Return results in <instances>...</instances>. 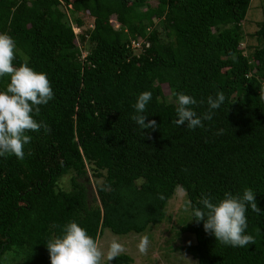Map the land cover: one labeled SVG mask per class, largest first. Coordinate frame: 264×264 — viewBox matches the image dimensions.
I'll list each match as a JSON object with an SVG mask.
<instances>
[{
  "label": "trees",
  "instance_id": "16d2710c",
  "mask_svg": "<svg viewBox=\"0 0 264 264\" xmlns=\"http://www.w3.org/2000/svg\"><path fill=\"white\" fill-rule=\"evenodd\" d=\"M249 2L0 0L14 65L44 72L54 91L33 113L50 131L28 133L24 159L0 156V264H51L46 243L71 221L95 240L103 228L140 233L166 218L177 188L188 207L178 231L194 237L176 247L181 254L196 264H264V22L256 44L241 46ZM78 13L91 25L74 32ZM9 82L0 77V91ZM143 91L152 93L143 114L156 129L131 119ZM218 91L225 101L204 127L174 124V93L203 100L192 106L202 117ZM247 187L262 210L246 212L254 243L225 246L192 219L202 194L216 202ZM131 262L123 252L110 264Z\"/></svg>",
  "mask_w": 264,
  "mask_h": 264
},
{
  "label": "clouds",
  "instance_id": "9594fccd",
  "mask_svg": "<svg viewBox=\"0 0 264 264\" xmlns=\"http://www.w3.org/2000/svg\"><path fill=\"white\" fill-rule=\"evenodd\" d=\"M16 44L7 33H0V77H9L10 82L5 91H0V156L14 155L24 159L25 145L31 142L28 134L43 129L50 131V127L43 121L34 119L40 114V105L47 104L54 98L51 83L44 72H39L27 63L14 65L16 59ZM176 96L177 119L173 122L178 126L189 129L204 127L203 120H212L213 110L220 108L225 101V95L218 91L207 98L208 111L198 116L192 106L204 103L184 93H174ZM264 99V91L260 93ZM152 99L150 91L141 92L133 105L136 114L131 119L144 129H156L155 120L146 122L147 104ZM220 130L218 134H222ZM200 203L203 208L192 209V219L203 221L206 233L214 235L216 241L225 246L245 247L254 243L250 234H245L247 228L246 212L250 207L255 213H261L255 194L250 187L243 190L242 195L225 192L216 202L206 194H202ZM149 238L142 236L137 245L139 252L148 249ZM51 264H104L110 262L125 251L124 245L113 238L107 245L106 252L97 240L90 236L86 229L77 222L71 221L63 226L62 234L46 243Z\"/></svg>",
  "mask_w": 264,
  "mask_h": 264
},
{
  "label": "rangeland",
  "instance_id": "374dc122",
  "mask_svg": "<svg viewBox=\"0 0 264 264\" xmlns=\"http://www.w3.org/2000/svg\"><path fill=\"white\" fill-rule=\"evenodd\" d=\"M151 4H154V1H151ZM66 6L68 8L69 4ZM67 16H69V12H67ZM78 16L82 18L83 24L81 27H76L73 24L74 32L83 30L91 25V19L86 14L78 13ZM260 22H264V0H250L248 9L241 22V28L244 32L241 46L247 45V47H251L256 44L254 31ZM114 26L117 27V25ZM81 49L84 53L83 48ZM162 90L165 95H168V88L165 84L162 85ZM87 179L89 180L87 188L89 196H91L94 193V185L88 167ZM66 181L67 176L62 179L64 184H66ZM181 192L183 191L177 188L173 196L167 201L165 207L166 218L161 223L150 226L140 233L114 234L108 228H103L101 235L97 238V242L106 252L110 240L113 238L117 239L124 245V252L132 257L130 264H196L195 259L187 254H181L176 248L179 245L194 241L192 233H180L178 231V222L181 218L183 220L187 218L186 213L188 210ZM145 235L149 238V245L147 251L141 253L137 245L140 238Z\"/></svg>",
  "mask_w": 264,
  "mask_h": 264
}]
</instances>
